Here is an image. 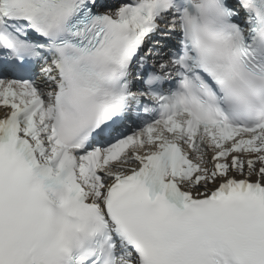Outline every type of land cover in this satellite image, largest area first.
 <instances>
[{
  "label": "snow or ice",
  "instance_id": "6c2138e0",
  "mask_svg": "<svg viewBox=\"0 0 264 264\" xmlns=\"http://www.w3.org/2000/svg\"><path fill=\"white\" fill-rule=\"evenodd\" d=\"M0 264H264V0H0Z\"/></svg>",
  "mask_w": 264,
  "mask_h": 264
}]
</instances>
